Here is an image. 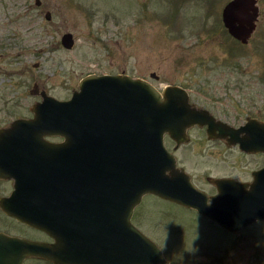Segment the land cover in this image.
<instances>
[{"label": "water", "instance_id": "obj_1", "mask_svg": "<svg viewBox=\"0 0 264 264\" xmlns=\"http://www.w3.org/2000/svg\"><path fill=\"white\" fill-rule=\"evenodd\" d=\"M258 17L257 0H227L220 11L223 27L241 44ZM60 43L70 48L72 34H61ZM37 89L34 83L29 90L40 97L29 106L31 115L0 126V179L12 180L9 193L0 195V211L52 241L0 231V264H24L27 257L52 264H168L161 248L130 221L148 193L192 207L230 232L264 220V167L254 174L251 204L225 203L219 194L207 202L175 168L163 134L183 141L193 123L211 130L206 111L191 108L183 88L167 85L160 92L146 79L120 72L86 74L66 99ZM237 130L248 132L241 147L264 151V120L247 118ZM48 137L63 141L45 143Z\"/></svg>", "mask_w": 264, "mask_h": 264}, {"label": "rangeland", "instance_id": "obj_2", "mask_svg": "<svg viewBox=\"0 0 264 264\" xmlns=\"http://www.w3.org/2000/svg\"><path fill=\"white\" fill-rule=\"evenodd\" d=\"M226 1L0 0V126L31 115L29 106L40 99L29 92L34 83L66 99L82 76L120 72L155 87L186 86L190 99L229 120L248 112L264 120V0H257L259 17L245 44L222 25ZM64 32L72 34L70 48L60 43ZM260 160L251 157V167ZM199 171L191 170L196 183ZM9 188L0 179V195ZM139 202L131 222L161 248L168 264H264V221L231 234L152 194ZM0 231L43 238L1 211Z\"/></svg>", "mask_w": 264, "mask_h": 264}, {"label": "flooded vegetation", "instance_id": "obj_3", "mask_svg": "<svg viewBox=\"0 0 264 264\" xmlns=\"http://www.w3.org/2000/svg\"><path fill=\"white\" fill-rule=\"evenodd\" d=\"M167 85H176L180 88H183L187 93V101L189 104H191L190 107L195 109H203L207 113V115L204 114V119L210 118L211 120L210 132L207 131V123H193L188 125L184 130L186 140L182 139L183 141H177L175 138L168 136L166 133L163 134V145L165 149L172 155L175 168L183 171L188 177L191 185L207 196V202H211L210 196L219 194L221 195V200L225 203H232L237 200L248 201V204H251V183L254 179V174L264 167V151H251V149H245L244 147H241L240 144H243L245 141H247L245 138L248 132H246V130H237L240 126L244 125L247 118L252 117L251 113H246L240 121L237 119L235 121V118L233 120H229L227 117L215 113V111L208 106H203L196 100L190 99L186 86L174 83H164L158 84L156 89L161 92ZM199 119H202V117H199ZM44 141L45 143L58 144L63 140L59 137H48ZM209 142L217 146V150H215V152L207 148ZM248 142L251 143V140ZM220 152L226 154L222 155ZM256 156H260L261 160L257 165L251 167V157ZM180 158L183 160V162L179 160ZM188 164L190 166V170L187 168ZM198 168L200 169L199 172L201 176H199V179L201 180V183H199L198 179L197 184L195 177H193L191 173V170L197 171ZM7 182L9 183L10 188L2 195L8 194L11 190L12 180L7 179ZM259 182H264V178H260ZM154 197L188 209L192 213L197 214L198 216H201L202 218L216 224L208 218L198 214L192 207L183 206L176 202L163 199L157 195H154ZM138 204H136L132 209L130 221L131 218L134 217V208ZM252 223L242 227L241 229L250 227ZM27 227L39 232L43 238L29 237L24 235L23 237L44 242L52 241V239L44 232L29 226ZM225 231L231 234L238 233V231ZM29 259L49 262L37 257H27L23 260V263Z\"/></svg>", "mask_w": 264, "mask_h": 264}]
</instances>
